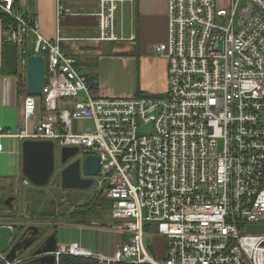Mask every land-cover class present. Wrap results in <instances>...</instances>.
Here are the masks:
<instances>
[{"label": "built area", "instance_id": "built-area-1", "mask_svg": "<svg viewBox=\"0 0 264 264\" xmlns=\"http://www.w3.org/2000/svg\"><path fill=\"white\" fill-rule=\"evenodd\" d=\"M133 2L98 0L100 41L117 40L116 9ZM55 14L59 24L72 12L56 0ZM0 16L23 84L27 58L44 61L41 94L24 96L21 128L0 126V152L3 140L16 139L52 142L54 153L77 148L72 161L81 164L98 156L93 179L111 204L104 228L124 238L110 256L57 242L49 254L55 264L62 256L97 264H264V233L247 230L264 225V0L225 7L167 0V39L151 47L167 61L160 97L95 96L77 59L62 52L58 30L53 41L44 38L15 0H0ZM78 121H92L93 131L77 130ZM1 227L13 232L11 224ZM155 238L164 241L161 258L145 246Z\"/></svg>", "mask_w": 264, "mask_h": 264}, {"label": "crops", "instance_id": "crops-1", "mask_svg": "<svg viewBox=\"0 0 264 264\" xmlns=\"http://www.w3.org/2000/svg\"><path fill=\"white\" fill-rule=\"evenodd\" d=\"M133 1V4L126 3L124 5L126 14L122 18L123 28H120L117 40L113 42L99 40L98 20L96 17L98 0H63V5L70 9L72 14L64 16L59 21V24L55 14L56 0H15V4L20 12L37 22L39 33L44 38L53 41L56 31H59V36L64 39L60 42V48L65 55L84 58L88 61L95 56V51L98 50L97 46L99 44L128 42L130 43L129 51H136L137 60L142 64L141 58L146 56V51L150 49V46L153 43H163L167 39V0ZM4 45L3 28L0 21V126L15 132L22 126L24 96L17 92L18 83L19 81L21 82L20 78L17 75L9 76L6 74L4 68ZM161 58L154 60L151 58L147 62V67L153 70L154 77H156L151 78V85H147L139 93L148 97L165 95L167 89L166 59L162 56ZM79 69H81L80 66ZM156 69L162 74V83L157 78ZM95 84V96L121 99L119 97H109L100 88L97 80ZM147 90L150 92H146ZM133 97H136V95ZM2 144L3 150L0 152V187L13 184L15 179L22 175V142L16 139H5ZM6 197L4 201L7 199ZM1 202L2 200L0 199V209ZM0 223L4 222L0 221ZM95 223H98L99 226L92 227V222L89 225L61 222L52 231L57 235L58 229H63L64 233L61 238H57L58 243H79L96 254L110 256L121 245L124 238L105 230L104 227L108 225V221H97Z\"/></svg>", "mask_w": 264, "mask_h": 264}, {"label": "rangeland", "instance_id": "rangeland-1", "mask_svg": "<svg viewBox=\"0 0 264 264\" xmlns=\"http://www.w3.org/2000/svg\"><path fill=\"white\" fill-rule=\"evenodd\" d=\"M219 6L225 7L228 3V0H217ZM119 14V15H116ZM121 14V16H120ZM126 14V7L122 10L117 7L116 9V22H115V34L118 35L120 28H123V16ZM121 17V19H120ZM122 23V27H121ZM125 28V25H124ZM165 43V41L163 42ZM158 43H153L150 46V49L146 51V56L141 58L140 64L137 60L138 55H135L136 51H129L130 43L128 42H116V43H102L97 46L98 50L95 51V56L91 57V61L96 63V73H97V83H99L100 88L109 96V97H133L137 92L143 91L147 85H151V81L154 77V72L151 68L147 67V62L149 59L152 60L159 58L162 59L161 56L156 55L151 47ZM28 46L29 39H28ZM133 46V45H132ZM28 47V52H31V49ZM165 73L167 76V61ZM80 72L82 74H86L88 71L86 67H81ZM157 73V78H159L162 83V74L159 70H155ZM156 77V76H155ZM154 77V78H155ZM25 85V84H24ZM150 92V91H146ZM107 97V96H106ZM75 128L77 130H88L89 132L93 131V123L92 121H78L75 123ZM149 128L146 129L148 131ZM73 159L70 160V162ZM55 164L56 168L54 173L51 176L49 184L42 188L43 197H41L42 202L37 209V213H39L42 209H45L49 213H52L54 210L55 218L53 220H48V224H43V227L48 226V232L45 235L51 234L59 223L65 222V217L67 216L66 211H70L77 207H84L89 204L94 197H99L100 191L97 188V179H93V184L84 190H62L60 187V173L65 165L60 164V150L55 151ZM24 182V181H23ZM21 184V187H28L25 184ZM14 187L11 185L4 186L3 189H0V199L4 202L6 196H13L14 202L13 207L14 210L12 214L16 215L18 211V207L20 206V200L22 201V197H19L18 191L21 189L19 187L18 178L13 182ZM31 188H34L31 186ZM18 189V190H17ZM6 190V192H4ZM100 197H105L102 194ZM7 198V197H6ZM36 199V198H35ZM18 200V201H17ZM37 201V199H36ZM23 202V201H22ZM63 205V209L65 212H59L56 208H59ZM23 204L21 205V214H23ZM16 211V212H15ZM20 211V209H19ZM9 211L3 208L0 209V221L4 223L11 224L13 227L14 222L8 219ZM29 220L22 221L17 225H22L24 228L27 227L26 223ZM20 222V221H19ZM67 222V221H66ZM91 222V221H90ZM84 224V225H89ZM72 223V222H69ZM64 233L63 229H58L57 238L60 239L62 234ZM145 246L148 250L151 251V255L155 258H161L163 255L164 241L160 238H155L154 240H145ZM30 254L26 253L23 258L29 257Z\"/></svg>", "mask_w": 264, "mask_h": 264}, {"label": "water", "instance_id": "water-1", "mask_svg": "<svg viewBox=\"0 0 264 264\" xmlns=\"http://www.w3.org/2000/svg\"><path fill=\"white\" fill-rule=\"evenodd\" d=\"M4 68L9 76L17 75V49L14 45H4ZM44 82V61L40 57L29 56L26 66V94L39 96ZM78 153L77 148H63L60 151V164L65 165L60 173L62 190H84L93 184V177L100 171L99 157L88 156L82 164L70 160ZM55 169L54 145L49 141H23L21 145V174L28 183L37 188L46 187ZM14 197L4 201L8 208ZM247 230L264 233V225L248 226ZM57 235L52 232L42 235L37 226L25 228L22 235L14 239L13 232L7 227L0 228V256L4 255L9 263L30 254L29 264H55V257L49 255L56 250Z\"/></svg>", "mask_w": 264, "mask_h": 264}, {"label": "trees", "instance_id": "trees-1", "mask_svg": "<svg viewBox=\"0 0 264 264\" xmlns=\"http://www.w3.org/2000/svg\"><path fill=\"white\" fill-rule=\"evenodd\" d=\"M0 21L2 23V28L5 26L6 19L2 16H0ZM76 58V57H75ZM78 62V66L80 67H86L87 73L84 74V77L89 81L92 89L95 90L96 88V80H97V73H96V63L92 62L90 59L87 61L84 58H76ZM17 92L19 94H22L23 96L26 95V87L23 83L19 81ZM136 97H148L147 95H144L142 93L137 92ZM25 179L22 175L18 178L19 188H21L18 193L19 197H22V201L20 200V206L18 207V211L16 212V215L12 214L14 210L13 204L10 208L6 207L4 205V202H1V209L3 208L5 210L9 211L8 219L14 222L13 227V234L14 239L16 240L19 238L22 233L24 232L25 228L22 225H17L18 223H21L22 221L29 220L27 223H37L38 228L40 229V232L42 235L47 234L48 226L43 227V224H47L48 220H53L55 218L54 210L52 213H49L45 209H42L39 213H37V209L40 205V202H42L41 197H43L42 188H31V185L29 184L28 187H21L22 182ZM12 187H14L13 184H11ZM4 187H0V189H3ZM17 189V190H18ZM102 193H100L99 197H94V199L84 207H77L70 211H66L65 214L67 216L65 217V222H73L77 224H88L90 221L97 222V221H109V209H110V202L105 197H100ZM13 197V196H7V198ZM37 201H36V199ZM18 201V200H17ZM23 204V214H21V205ZM61 205L59 208H56L59 212H65V210ZM20 209V211H19ZM20 221V222H19ZM26 223V224H27ZM57 228V227H56ZM55 228V229H56ZM55 233V232H54ZM30 261L22 262L21 264H29ZM0 264H5L0 259ZM58 264H97L94 260L91 259H85V258H79V257H70V256H62L59 258Z\"/></svg>", "mask_w": 264, "mask_h": 264}, {"label": "flooded vegetation", "instance_id": "flooded-vegetation-1", "mask_svg": "<svg viewBox=\"0 0 264 264\" xmlns=\"http://www.w3.org/2000/svg\"><path fill=\"white\" fill-rule=\"evenodd\" d=\"M55 168H56V164H55ZM54 171H55V169H54ZM30 257V256H29ZM27 258V257H26Z\"/></svg>", "mask_w": 264, "mask_h": 264}]
</instances>
